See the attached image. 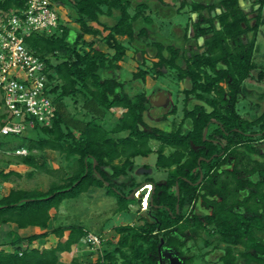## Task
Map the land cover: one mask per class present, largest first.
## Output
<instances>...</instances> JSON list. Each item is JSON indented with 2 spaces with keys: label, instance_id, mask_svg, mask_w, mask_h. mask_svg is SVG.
<instances>
[{
  "label": "trees",
  "instance_id": "1",
  "mask_svg": "<svg viewBox=\"0 0 264 264\" xmlns=\"http://www.w3.org/2000/svg\"><path fill=\"white\" fill-rule=\"evenodd\" d=\"M25 1L0 0V14L22 9ZM61 1L80 25L75 36L60 21L55 33L34 32L26 38L50 71L56 116L51 126L34 129L37 136L0 135V149L26 147L30 154L17 156L19 160L50 174L59 172L47 163L45 152L54 150L64 157L69 170L62 182H53L46 191L13 188L0 196V234L9 223L43 230L26 237L8 230L9 240H0V264H62L61 253L83 242L89 230L81 224L50 227L52 209L68 198L104 188L117 198L119 211H128L136 200L141 205L147 193L142 185L148 183L153 190L147 208L138 211L139 222L114 227L120 234L118 242L105 241L106 264H164L169 260L165 249H171L182 264H193L196 255L185 256L188 241L202 238L203 232L218 235L226 243L220 247L218 261L209 262L264 264V91L263 106L254 117L243 116L238 109L242 84L258 69L253 54L264 0H255L251 11L240 0H192L191 5L182 1L181 9L189 4L198 14L197 20L191 17L183 26L181 44L144 41L154 22L148 13L149 0ZM103 16L116 19L108 23ZM119 36H126L128 44ZM98 40L113 52L100 49ZM131 46L136 54L142 53L143 64L148 48L154 47L150 54L158 59L152 66L154 77L164 76L170 68L177 71L179 80H188L183 91L186 98L196 99L185 108L179 127L164 130L149 125L144 118L148 93H129L127 81L119 78V62ZM148 74V69L141 68L133 78L145 82ZM258 78L264 81V71L258 72ZM170 113H176V108ZM4 117L5 113L1 120ZM153 140L158 143L156 149ZM153 152L156 165L167 170V178L158 182L146 175L139 182L131 173L135 159ZM13 175L21 176L0 165V180ZM53 235L58 239L50 247L29 246ZM205 244L211 241L205 239ZM70 264L81 262L74 257Z\"/></svg>",
  "mask_w": 264,
  "mask_h": 264
},
{
  "label": "rangeland",
  "instance_id": "2",
  "mask_svg": "<svg viewBox=\"0 0 264 264\" xmlns=\"http://www.w3.org/2000/svg\"><path fill=\"white\" fill-rule=\"evenodd\" d=\"M142 1V0H141ZM184 0H169V4H162L161 0H149L150 9L148 13L151 14L154 22L152 26V32L148 37H142L144 41H153L154 39H161L165 41L174 40L178 44H181L183 35V26L190 22L192 17L197 20V14H193L191 8L192 0H185L187 4L184 8H180L181 2ZM202 2H219L220 0H198ZM254 3V2H253ZM253 3L249 0H244L241 4L242 7H252ZM258 4L255 5L257 8ZM59 6H61L59 4ZM179 9L181 11L179 12ZM250 10V11H251ZM59 12H63L61 16V22L70 26L72 33L75 36L80 25L76 23L73 18L69 15V9L59 8ZM253 15V14H252ZM104 17V16H103ZM262 24L259 27L256 44L253 54V62L257 65L258 69H255L252 74L253 76L246 79L241 88L240 99L238 102V109L243 116L252 118L256 115L258 111L261 110L263 106V101L261 99V93L264 91V81L258 78V72L260 70L264 71V7L262 13ZM254 22V21H253ZM93 24H95L93 22ZM153 29H156L155 33ZM107 31L104 32L106 34ZM193 36V28H190L189 34ZM87 39H91L92 36L87 35ZM119 39L128 44V39L124 36H119ZM203 44V43H202ZM97 46L103 51L108 48L107 44L103 41H97ZM198 44L194 43V49H198ZM109 49V48H108ZM128 49L135 53V49L131 46ZM148 52L145 53L146 64L141 63L143 55L141 52L135 53L137 59L135 61L130 55H126L127 63L119 71V78L127 81V91L129 93H136L141 90H145L148 93V109L144 113L145 121L151 125L162 128L164 130H171L177 128L181 125L182 120L185 116V108L191 106L195 102V97L193 95L186 98L184 93V88L189 85V82L181 81L178 79L177 71L174 69L167 68L166 74L164 76H159V78L154 77V71L152 69L153 62L158 60L157 58H151L150 54H153L154 47H149ZM110 53V52H109ZM148 69L149 74L146 77L145 82L133 78L132 70ZM188 81V80H187ZM1 93H0V127H1V115L4 113V107L1 106ZM70 109L74 111V107L70 102ZM176 108V113L171 114L170 111ZM116 116L120 114L118 109H113ZM25 134L30 137L38 135V131L34 129H28ZM20 137H17L18 141ZM157 141H152V146L157 148ZM34 153H38L34 151ZM47 157L48 166L52 169H57L59 172L56 173H46L43 171H37L33 176H27L25 173L22 177L13 175L7 182L0 180V196L7 193L9 189L13 188H25V189H42L44 191L48 190L53 182H62L61 177L65 176V171H68V163L64 157L57 151L47 150L45 152ZM19 157L8 153L7 151H0V160L6 169L9 167L6 165L8 161L11 163L13 161H19ZM157 153L153 152L148 157L138 156L135 161V168L131 171L137 177L139 182H143L146 175L154 177L158 182H163L167 178V170L156 165ZM18 161L15 164H18ZM147 165V166H145ZM18 168V167H16ZM147 171V172H146ZM149 184V183H148ZM145 186H143V189ZM137 190V189H136ZM153 187L147 189V193L152 192ZM140 191H137L136 196L140 195ZM117 198L112 195H107L104 188L91 189L81 195L73 198H68L64 200L58 209H55V220L52 221V225H67V224H82L91 232L101 235L106 240H111L115 243L118 242L120 234L114 231V227L122 224H137L139 222L138 217L140 216L138 211H142L147 208L144 203V199L139 205V201H135L134 204L130 206L128 211L118 210ZM142 209V210H141ZM54 210V209H52ZM198 210V209H196ZM6 227V226H5ZM4 227L0 234V240H9V235ZM111 230V231H110ZM57 237L53 236L50 240L53 244L57 241ZM205 239L211 241V244L206 245ZM219 248H216V245ZM226 243L221 240L218 235L209 236L206 232H203L202 238H197L196 240H189L186 249V255L191 253L196 255L195 262L193 264H222L221 262H209V260L218 261V253L220 247H225ZM208 253V254H205ZM68 256L70 254L63 253ZM164 257H169V260L165 261L164 264H182L179 258L172 252L171 249H165ZM204 254L206 256H204ZM118 264H123L122 261Z\"/></svg>",
  "mask_w": 264,
  "mask_h": 264
},
{
  "label": "built area",
  "instance_id": "3",
  "mask_svg": "<svg viewBox=\"0 0 264 264\" xmlns=\"http://www.w3.org/2000/svg\"><path fill=\"white\" fill-rule=\"evenodd\" d=\"M60 0H26L17 11L0 14V93L5 117L0 135H24L37 126H51L56 116L53 83L46 62L27 44L34 32L51 35L60 27ZM15 155H28L29 149L19 147ZM147 189L152 184H146ZM143 189V188H142ZM146 194L144 203L148 205ZM105 239L88 232L77 252L88 251L81 264H106Z\"/></svg>",
  "mask_w": 264,
  "mask_h": 264
},
{
  "label": "crops",
  "instance_id": "4",
  "mask_svg": "<svg viewBox=\"0 0 264 264\" xmlns=\"http://www.w3.org/2000/svg\"><path fill=\"white\" fill-rule=\"evenodd\" d=\"M138 1H141V0H138ZM162 1V4L163 3H165V4H169V0H161ZM250 1V3H253L255 0H249ZM61 6H59L58 7V9L59 8H65V9H68L67 7H66V4H64L62 1L59 3ZM259 5H257L256 7H258ZM245 10L246 11H250L251 10V7L249 6V7H246L245 8ZM62 14H63V12H61L60 13V21H61V16H62ZM194 15H196L195 13H193ZM104 21H106V22H108V23H113L114 21H115V19H116V17L114 16V17H112V16H104L103 18H102ZM96 24V23H95ZM186 25V24H185ZM185 25H182V24H180L179 26H185ZM192 28V27H191ZM190 36H191V33H190ZM125 38H126V36H124ZM181 39H182V42L184 41V39H183V35H182V37H180ZM124 42H126V41H124ZM203 43V38H200L199 40H198V44L199 45H201ZM104 51H109V52H113V50H109L108 48L106 49V50H104ZM131 54L132 53V55H130L134 60H132V61H135V59H137V57L135 56V53L134 52H131V50L130 49H128L127 50V54L126 55H128V54ZM126 57V56H125ZM125 57H124V59L122 60V61H120L119 62V64L121 65V69L123 68V67H126V65H124V64H126L127 62V58H126V61H124L125 60ZM120 69V70H121ZM137 70H132V73H134V72H136ZM186 83L188 82V81H185ZM1 103H2V101H1ZM2 106V105H1ZM117 109V108H116ZM118 116V115H117ZM1 139V138H0ZM0 151H4V150H2V149H0ZM51 151H54V150H51ZM7 152L8 153H11L12 155H14V156H26V155H15V154H13V151L12 150H7ZM47 152V151H46ZM29 154H30V151H29ZM28 154V155H29ZM18 159H20V158H18ZM18 161V160H17ZM17 161H13L12 163L10 162V161H8L7 163H6V165L7 166H9L6 170L7 171H9V170H15V171H17L18 173H20V177H22L23 175H25V173L24 172H22V171H25L26 173H27V176H33L38 170H35L32 166H29V165H27L26 163H24V162H22V161H18V164H15V162H17ZM2 167H4V165H3V163H1L0 164ZM16 167H18V168H16ZM4 168H6V167H4ZM12 177V176H11ZM10 177V178H11ZM9 178V179H10ZM9 179H8V181H9ZM6 182H7V180H5ZM4 181V182H5ZM12 189V188H11ZM11 189H9V191L11 190ZM40 190H42V189H40ZM9 191L7 192V193H5V194H3V195H6V194H8L9 193ZM2 196V195H1ZM51 213H52V218H51V220H50V227H54V225H52V221H54L56 218L54 217L55 216V209L54 210H52L51 211ZM70 224H72V223H70ZM67 225H69V224H67ZM82 225V224H81ZM7 228H6V227ZM4 227L6 228V229H8V230H13V231H15V232H17L19 235H21V236H23V237H26V236H29V235H32V234H34V233H36V232H40V231H43L41 228H39V227H37V226H28V227H24V228H20L16 223H9V224H6ZM84 226V225H83ZM116 227V226H115ZM4 229V228H3ZM7 230V231H8ZM89 230V229H88ZM3 231V230H2ZM111 231V230H110ZM89 232H91V230H89ZM93 233V232H92ZM54 236V235H53ZM53 236H51V237H53ZM106 240V239H105ZM53 245V242L50 240V239H46V238H41V239H39V240H36V241H34L31 245H29L30 247H38V248H46V247H50V246H52ZM23 246L24 247H27L28 246V244L27 243H24L23 244ZM76 247H78V244H76L74 247H73V249L70 251V252H67V254H70V256H68V255H66V254H63V253H66V252H62L61 253V255H60V263H62V264H70V262L72 261V259L74 258V257H78L80 260L81 259H83V258H85V257H87L88 256V251L87 250H84V247H81L82 249H83V251H81V252H77L76 251ZM7 249L8 250H13V248L11 247V246H8L7 247Z\"/></svg>",
  "mask_w": 264,
  "mask_h": 264
},
{
  "label": "water",
  "instance_id": "5",
  "mask_svg": "<svg viewBox=\"0 0 264 264\" xmlns=\"http://www.w3.org/2000/svg\"><path fill=\"white\" fill-rule=\"evenodd\" d=\"M240 1H241V4L244 3V0H240ZM207 132H208V128L205 129V134H204V137H203L204 139L207 138ZM201 159H202V158L199 159V162H200ZM200 180H202V176H201V179H200ZM144 185H145V184H143L142 187H143ZM178 194H179V190H178Z\"/></svg>",
  "mask_w": 264,
  "mask_h": 264
}]
</instances>
